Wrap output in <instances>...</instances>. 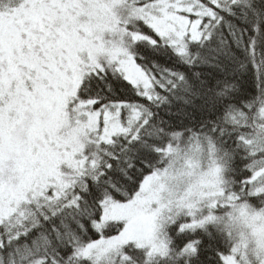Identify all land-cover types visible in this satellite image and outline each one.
I'll return each instance as SVG.
<instances>
[{
    "label": "snow or ice",
    "instance_id": "obj_1",
    "mask_svg": "<svg viewBox=\"0 0 264 264\" xmlns=\"http://www.w3.org/2000/svg\"><path fill=\"white\" fill-rule=\"evenodd\" d=\"M0 264H264V0H0Z\"/></svg>",
    "mask_w": 264,
    "mask_h": 264
}]
</instances>
